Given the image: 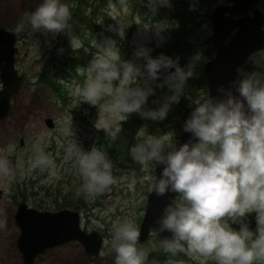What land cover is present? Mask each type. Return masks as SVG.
Returning a JSON list of instances; mask_svg holds the SVG:
<instances>
[{"label": "rangeland", "instance_id": "obj_1", "mask_svg": "<svg viewBox=\"0 0 264 264\" xmlns=\"http://www.w3.org/2000/svg\"><path fill=\"white\" fill-rule=\"evenodd\" d=\"M61 2L69 8L99 9L97 16L90 19L89 27L81 25L79 32L70 37L64 31L53 34L25 30L17 40L15 65L20 71H26L28 77L12 103L10 115L0 119V164L11 170L10 176L0 174V264H22L16 246L19 228L13 218L20 201L40 209H75L80 213L81 226L97 230L103 237L100 252L94 259L85 255L79 242L71 241L45 250L33 264H115L112 225L127 219L139 229L151 189L149 177H155V168H143L132 158L129 150L136 142L134 137L137 134L167 137L169 143L177 146L182 123L195 107L193 101L208 97L207 84L206 88L203 86L204 68L214 55V48L209 46L212 45L211 11L219 0H170V7L157 4L155 11L147 0H107L104 5L97 0H81V4L78 0ZM39 3L40 0H0V27L16 28L25 14ZM259 7L264 14V0L259 1ZM137 20L141 23L137 24ZM159 24L165 27L158 32L155 26ZM80 46L90 55V62L97 58L127 61L141 70L145 60L136 55L140 48L147 49L153 58L164 55L177 60L181 67H186L197 52L206 59L197 62L195 75L186 81L179 102L171 104L166 118L151 120L142 119L137 113L105 110L126 81L108 84L97 105L76 103L80 98L73 93L95 78L96 73L89 71L90 62L67 71L66 78L54 80L56 87L48 86L45 81L56 71L53 61L63 53L66 56V49ZM254 71L264 74V48L250 55L236 81ZM167 75L168 72L162 71L159 80L151 85L154 94L148 96L145 110L158 109L172 94L167 85L157 87ZM143 83L142 78L133 77L132 86ZM48 115L55 121L53 127L44 122ZM92 147L112 161L115 183L102 194L77 195L82 181L75 157L80 150L87 152ZM37 153L45 154L53 167L44 171L33 168ZM252 213L238 223L230 222L231 227L239 230L243 224L255 231L256 225H251ZM155 231L139 241L137 248L147 252L163 250L164 241L155 238ZM162 252L165 256L152 264H215L211 258L205 261L194 255Z\"/></svg>", "mask_w": 264, "mask_h": 264}, {"label": "clouds", "instance_id": "obj_2", "mask_svg": "<svg viewBox=\"0 0 264 264\" xmlns=\"http://www.w3.org/2000/svg\"><path fill=\"white\" fill-rule=\"evenodd\" d=\"M147 3L153 11L157 4L171 6L170 0H147ZM70 19L66 3L40 0L15 31L56 34L68 28ZM155 27L159 32L165 26ZM120 35L123 37L121 30ZM136 55L145 60L143 70L127 61L103 58L91 61L89 71L96 73L95 78L73 93L80 98L76 103L97 105L108 84L126 81L105 110L163 120L171 104L179 102L186 81L195 75L197 62L206 59L197 52L186 67H181L170 57H151L144 48ZM162 71L168 75L157 87L167 85L172 94L158 109L145 110L148 96L154 94L151 85L159 80ZM133 77L142 78L144 83L132 86ZM233 86L239 97L230 89H220L223 99L214 102L208 97H197L193 101L195 107L183 129L196 138L195 143L189 141L177 148L167 137L137 134L129 151L143 168L153 170L163 165L159 177H149L157 196L175 193L178 197L164 206L159 217L162 231L172 234L171 239L163 242L164 252L171 255L183 252L205 261L211 258L215 264H264V74L254 71L241 75ZM75 166L82 181L77 195L102 194L115 183L112 161L96 147L87 152L80 150ZM32 167L44 171L52 168L53 162L45 154L37 153ZM0 174L10 176L11 170L0 164ZM252 212L256 213L255 231L243 224L239 230L231 227V223L240 222ZM139 237L140 230L131 220H118L112 225L115 264H146L149 252L137 248Z\"/></svg>", "mask_w": 264, "mask_h": 264}, {"label": "water", "instance_id": "obj_3", "mask_svg": "<svg viewBox=\"0 0 264 264\" xmlns=\"http://www.w3.org/2000/svg\"><path fill=\"white\" fill-rule=\"evenodd\" d=\"M259 1L224 0L211 11L214 55L205 63L204 75L208 98L214 102L224 98L220 89H230L234 96L239 97L233 82L250 55L264 48V14ZM236 13L239 15L236 16ZM233 30L232 36L227 40ZM17 36L15 29L0 27V82L3 84V89L0 90V119L10 115L12 102L16 100L28 76L26 71H20L15 65ZM185 121L181 126L177 148L189 141L196 142L190 132L184 131ZM44 122L48 127L54 125L50 116H46ZM162 168L163 165L155 167V176L159 177ZM174 198L177 199L175 193L157 196L150 189L139 225V241L148 237L152 230H157L155 238L159 241L171 239L172 234L160 228L159 217L163 214L164 206ZM13 218L19 228L16 246L21 253L22 264H33L35 258L45 250L71 241L79 242L89 259H94L100 252L102 234L82 227L80 213L75 209H40L26 201H20Z\"/></svg>", "mask_w": 264, "mask_h": 264}, {"label": "trees", "instance_id": "obj_4", "mask_svg": "<svg viewBox=\"0 0 264 264\" xmlns=\"http://www.w3.org/2000/svg\"><path fill=\"white\" fill-rule=\"evenodd\" d=\"M72 1V0H70ZM79 4H81V0H78ZM97 2H100V5H104L107 0H97ZM69 4V3H68ZM82 7V6H81ZM79 7H71L70 11H71V19L68 22L69 26L66 30H64L65 34L70 37L74 34H77L79 32V28L81 25L85 24L86 27H89L91 25L90 23V19L92 17L97 16V12L98 9L95 10L94 8L92 9H86L84 7H82V9H78ZM210 48L213 47L212 45H210ZM72 47V46H71ZM66 56H64V53L61 55V57L59 59H55L53 61V67L56 69L55 74L54 75H50L49 79L45 82H47L48 86H50L51 88L56 87L55 85V81L58 78H63L67 76V71H72L75 67L77 66H84L86 64H88L91 60L90 55L88 53H86L83 49L82 46L74 49V48H68L66 49ZM56 64H58V66H56ZM206 79L203 80V86L204 88H206ZM163 95V92H160V95ZM149 106V105H148ZM252 219L253 222L251 223L252 226L256 225V213L253 212L252 214ZM163 250H152L149 252L148 254V259L147 262L155 263L158 262L159 260H161L165 254L162 252ZM169 253H166V255H168ZM179 255L185 256L187 255L186 253L180 252L177 253Z\"/></svg>", "mask_w": 264, "mask_h": 264}, {"label": "flooded vegetation", "instance_id": "obj_5", "mask_svg": "<svg viewBox=\"0 0 264 264\" xmlns=\"http://www.w3.org/2000/svg\"><path fill=\"white\" fill-rule=\"evenodd\" d=\"M20 20V19H19ZM22 20V19H21ZM12 29H16V28H12ZM19 36H20V33L18 34V36H17V40H18V38H19ZM17 40H16V46H17ZM17 51H18V46H17ZM17 51H16V53H17ZM15 58H16V56H15ZM28 77V76H27ZM13 103V102H12ZM49 116V115H48ZM53 122H54V125H55V121H54V119H53ZM53 125V126H54Z\"/></svg>", "mask_w": 264, "mask_h": 264}]
</instances>
